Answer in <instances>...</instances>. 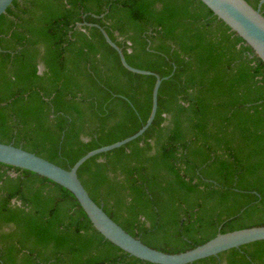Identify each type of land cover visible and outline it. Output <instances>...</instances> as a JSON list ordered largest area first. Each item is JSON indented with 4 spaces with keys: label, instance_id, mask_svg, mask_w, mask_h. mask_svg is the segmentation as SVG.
<instances>
[{
    "label": "trees",
    "instance_id": "1",
    "mask_svg": "<svg viewBox=\"0 0 264 264\" xmlns=\"http://www.w3.org/2000/svg\"><path fill=\"white\" fill-rule=\"evenodd\" d=\"M257 8L261 0H246ZM264 15V4L261 7ZM125 231L178 254L264 226V63L200 0H15L0 17V143L71 169ZM0 264H151L75 196L0 164ZM193 264H264V241Z\"/></svg>",
    "mask_w": 264,
    "mask_h": 264
},
{
    "label": "water",
    "instance_id": "2",
    "mask_svg": "<svg viewBox=\"0 0 264 264\" xmlns=\"http://www.w3.org/2000/svg\"><path fill=\"white\" fill-rule=\"evenodd\" d=\"M15 0H0V17L7 13ZM220 21L239 36L254 54L264 63V15L261 0L254 8L246 0H200ZM107 43L119 54L122 65L129 71L142 75H154L152 109L145 125L134 135L87 153L74 166L67 170L34 153L12 144L0 143V164L32 172L46 178L71 192L84 210L94 228L110 243L128 255L151 264H193L232 249L264 241V226L219 233L215 238L189 251L170 254L144 244L116 223L89 195L79 179L80 167L92 157L118 149L141 137L151 126L158 108V92L163 80L158 75L131 67L125 60L122 50L101 29Z\"/></svg>",
    "mask_w": 264,
    "mask_h": 264
}]
</instances>
